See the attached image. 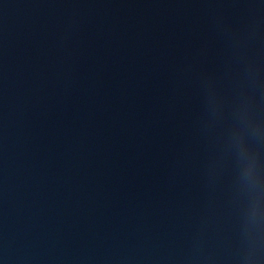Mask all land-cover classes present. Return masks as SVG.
Wrapping results in <instances>:
<instances>
[{
    "label": "water",
    "instance_id": "95a60500",
    "mask_svg": "<svg viewBox=\"0 0 264 264\" xmlns=\"http://www.w3.org/2000/svg\"><path fill=\"white\" fill-rule=\"evenodd\" d=\"M226 264H264V38L258 58L241 186Z\"/></svg>",
    "mask_w": 264,
    "mask_h": 264
}]
</instances>
